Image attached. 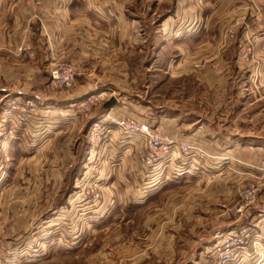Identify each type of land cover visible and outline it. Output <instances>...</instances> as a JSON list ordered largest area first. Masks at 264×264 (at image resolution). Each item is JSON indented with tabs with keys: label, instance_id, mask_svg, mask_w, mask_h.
<instances>
[{
	"label": "crops",
	"instance_id": "crops-1",
	"mask_svg": "<svg viewBox=\"0 0 264 264\" xmlns=\"http://www.w3.org/2000/svg\"><path fill=\"white\" fill-rule=\"evenodd\" d=\"M26 38L36 51V57L31 59L22 57L17 50ZM247 47L253 49L251 61L240 55ZM65 50L79 65L77 85L68 91H54L49 85L50 62L60 59L55 56ZM203 59L205 63L200 67L203 68L195 69L194 63L203 62ZM216 66L223 68V73L216 75L218 80L227 75L234 82L239 79L247 83L243 108L250 111L246 119L249 129L243 125L241 132L237 127L240 124L232 121V115L238 112L230 103L221 114L225 122L218 114L212 120H203L197 114V107L162 106L158 117L173 141L172 152L163 162L164 170L157 173L151 170L146 187L142 185L140 190L147 188L145 205L161 193L169 194V199L160 205L167 209L175 208L176 196H180V204L176 206L181 210L180 233H172L174 222L171 219L164 223L162 238H167L171 244L182 243L179 247L181 264H214L209 254L219 234L239 225L251 228L253 242L249 251L252 256L236 264H256L264 255V191L260 192L258 202L250 208L242 223L231 212L235 205L234 190L229 182L223 181L227 171L197 180L193 176L181 177L165 171L187 156L181 144L205 147L212 157L226 152L229 158L237 146H264V0H158L157 5L152 0H0L2 203L11 188L16 194H26L28 179H32L30 187L43 194L44 183L38 180L48 176L49 171L52 175H62L67 157L58 156L54 147L73 146L69 154L73 162L77 155L75 147L87 142L85 155L88 154L89 142L83 126L87 117L81 112L87 96L112 87L119 89V83L124 82L168 83L184 81L189 76L200 80L204 72L214 77ZM253 82L259 83L255 85L257 89ZM66 93L68 96L56 98ZM228 97L235 98L234 95ZM115 98L117 103L108 110L102 106L99 116L106 112L116 114L125 109V104L132 106L131 115L137 117L152 108L149 106L141 111L133 100ZM27 102L36 105L34 113L28 114L27 122L19 123L14 106L23 107ZM54 104L58 107L49 120L53 122L55 118L60 120L61 126H68L71 142L63 139L60 124L53 126L51 134L45 141L43 139L44 126L37 114L40 106ZM148 114L156 115L149 111ZM255 129L262 131L261 134H256ZM126 141L133 146L139 145L140 140L130 136ZM119 143L118 137H111V146ZM220 147L223 152H218ZM48 159L53 165L45 168ZM54 163L59 164L54 166ZM132 168L133 164L127 177L135 178L130 171ZM193 181L197 182L192 186ZM41 205L42 201L35 206ZM150 239L155 242V233L148 234L152 242ZM150 247L154 249V245L149 244V250ZM172 248L175 247L169 250ZM131 254L132 264L143 255L140 251L135 255V249ZM260 264H264V259Z\"/></svg>",
	"mask_w": 264,
	"mask_h": 264
},
{
	"label": "rangeland",
	"instance_id": "rangeland-1",
	"mask_svg": "<svg viewBox=\"0 0 264 264\" xmlns=\"http://www.w3.org/2000/svg\"><path fill=\"white\" fill-rule=\"evenodd\" d=\"M152 1L157 5L158 0ZM243 53L244 50L240 54L242 59H244ZM55 57H61L58 59L60 62L71 59L67 50L59 51L58 56ZM204 63L205 59L203 62L196 61L194 68L202 69L203 67H200ZM222 69L221 67L214 71V77L211 73L204 72L200 80L189 76L184 81L168 83L146 80L136 83L124 82L119 83V89L112 87L108 91L100 90L105 96L104 99L95 106L90 115L83 113V117H87L83 126L89 142L88 154L85 155L87 142L80 147H75L77 155L73 162L69 158L73 146L54 147V152L58 153V156L65 155L67 160L64 163L62 175L61 173L52 175L49 171L48 176L41 181L38 180L44 183L43 194L36 193L35 189L31 188L32 179H28L26 194H16L14 188L11 190L8 188L9 192L5 194L6 199L3 203L0 199V235L5 243L11 245L7 252L2 253L0 264H132L133 249H135V255L138 251L143 253L136 264H181L182 259L179 257L182 256V251L179 247L182 243L177 241L171 244L167 238H162L165 234L164 223L171 219L174 222L172 233H180L178 224L181 210L176 209V206L180 204V196H176L175 204L173 203L175 208L167 209L160 205L169 199V194L161 193L145 205L144 202L148 199V192H145L147 188L140 190V186L146 187L147 176L150 175L151 170L156 173L164 170L162 165L166 158L164 155L167 154L164 153V143L161 140L155 142L150 136L139 132L137 136L140 140L139 145L132 146L126 141L130 136L117 125L110 124L105 128L96 127V129L92 124L108 113L98 115L102 112L101 107L111 96L117 98L121 96L126 97L128 101L133 100L141 111L147 110L149 106L152 108L144 112L140 118L131 115L132 106L125 104L124 110L112 115H117L124 120L137 119L140 127L149 128L152 131L162 127V133L165 136H167V129L158 117L163 111L162 106L165 105H181L191 109L197 107V114L202 116L203 120L204 118L212 120L218 114L220 120L225 122L227 120L221 117V114L223 108L230 103L238 112L232 115V121L240 124L237 126L239 129L243 128V125L249 129V122L246 119L249 118L250 111H245L243 108L245 105L243 93L247 90V83L239 79L234 82L227 75L218 80L216 75L223 73ZM155 77L158 75L155 74ZM253 85L257 86L259 83L253 82ZM255 87L252 86L253 89ZM51 89L71 90L52 87ZM67 94L56 98L62 99L68 96ZM229 95H234L235 98H229ZM87 98L88 96L85 100ZM42 106L37 116L43 122L45 141L51 134L53 126L59 124L61 126L62 123L55 118L53 122L49 120L58 105ZM148 111L156 115L148 114ZM17 120L19 123L28 121H20L18 118ZM67 127L61 126L60 130L65 142L69 140L71 142V129ZM64 130L68 132L65 133ZM240 131L243 132L242 129ZM261 132L255 129L256 134ZM91 137L100 140L92 143ZM111 137H118L121 143L118 145L114 143L111 146ZM181 145L189 146L186 151L181 149L187 153V156L180 158L174 163L175 165L173 164V168H167L165 172L180 174L181 177L193 176L197 180L202 176L207 177L217 172L227 171L223 181L229 182L231 189L234 190L235 205L231 212L239 222L243 223L244 217L258 202V198L242 213H239L237 209L244 202L245 189L250 185L249 183L260 180L264 165V146H237L230 155L232 158H229L226 152L220 157H212L208 155L210 151L205 147L204 149L198 145ZM154 148L159 157L149 160L150 155L154 153ZM221 150L220 147L218 152H223ZM212 151L217 153L215 148ZM111 152H113L112 155H110ZM58 164L54 163V166ZM132 164L133 168L130 171L135 178L127 177ZM52 165L49 159L45 161V168ZM120 167L122 168L119 169ZM196 182H191V185H196ZM261 191H264L263 186L259 187L257 197ZM41 201V207L35 206L36 202ZM158 205L159 207L155 208ZM241 226L247 225H239L237 228ZM168 231H171L170 226ZM154 233L155 242L152 239H150L152 242H149L148 234ZM149 244L154 245V249L150 247L149 250ZM172 246L175 248L170 249L173 251L168 257L169 248ZM148 251H150L149 254ZM211 251L209 255L215 264ZM241 262L237 261L233 264Z\"/></svg>",
	"mask_w": 264,
	"mask_h": 264
},
{
	"label": "built area",
	"instance_id": "built-area-1",
	"mask_svg": "<svg viewBox=\"0 0 264 264\" xmlns=\"http://www.w3.org/2000/svg\"><path fill=\"white\" fill-rule=\"evenodd\" d=\"M230 32V31H229ZM17 50L19 54L24 58H34L36 51L35 47L30 43L29 40L23 39ZM253 49L251 47H247L244 49V53L242 54L243 58L247 61H251L253 58ZM200 66V64H197ZM80 68L78 63L75 60L68 61H58L53 60L50 62L49 72H50V80L49 85L54 89H72L77 85V74ZM103 92L93 93L88 96V98L82 103L81 112L85 115H90L95 108V106L104 99ZM36 105L32 102H27V104L23 107L19 105L14 106V110H16V116L20 121L26 120V117L30 113H34ZM13 109V108H12ZM117 125L125 134L129 136H138L139 132H143L147 136H150L151 140L157 141L161 140L164 145V156L168 157L172 152V144L173 141L169 139L162 133V127L157 128L152 131L149 128H142L139 125L137 119L124 120L120 119L117 115H112L111 113H107L104 117L98 119L93 122L94 128H105L107 125ZM96 128V129H97ZM98 139L90 138L92 143L99 142ZM188 145H181V149L186 151ZM152 153L149 160L156 159L159 155L155 152ZM250 185L245 189L244 193V202L237 211L242 213L245 209L250 207L256 202L257 192L259 187H264V165L262 166V175L260 176V180L253 181L249 183ZM1 233V232H0ZM253 233L249 226H241L239 228H234L219 234L218 242L215 243L212 248L211 254L215 264H232L237 261H243L246 259H251L252 253L249 251V247L253 242ZM257 242H254L255 244ZM9 244L5 243L0 235V256L2 253L8 251ZM264 257L260 256L256 264L262 263Z\"/></svg>",
	"mask_w": 264,
	"mask_h": 264
},
{
	"label": "water",
	"instance_id": "water-1",
	"mask_svg": "<svg viewBox=\"0 0 264 264\" xmlns=\"http://www.w3.org/2000/svg\"><path fill=\"white\" fill-rule=\"evenodd\" d=\"M117 103V99L115 97H111L110 99H108L104 105H103V108L105 110H108L110 109L111 107H113L115 104Z\"/></svg>",
	"mask_w": 264,
	"mask_h": 264
}]
</instances>
